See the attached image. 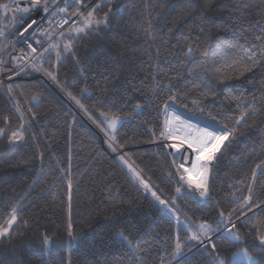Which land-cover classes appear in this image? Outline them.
<instances>
[{
	"label": "trees",
	"instance_id": "trees-1",
	"mask_svg": "<svg viewBox=\"0 0 264 264\" xmlns=\"http://www.w3.org/2000/svg\"><path fill=\"white\" fill-rule=\"evenodd\" d=\"M86 2L85 19L95 9L93 19L107 13V22L81 33L65 29L34 60L100 130L120 118L113 144L179 220L28 64L0 84V224L17 209L11 234L0 238V264H213L241 247L264 264V0ZM221 73L230 78L218 79ZM169 96L184 114L235 129L215 154L206 196L181 179L176 158L158 143ZM14 132L22 138L13 140ZM249 195L259 207L241 208ZM69 220L80 237L67 245ZM205 221L221 229L209 233L214 255L209 240L189 243ZM228 225L239 240L226 238ZM45 235L54 238L49 247ZM177 242L188 248L173 258Z\"/></svg>",
	"mask_w": 264,
	"mask_h": 264
},
{
	"label": "snow or ice",
	"instance_id": "snow-or-ice-1",
	"mask_svg": "<svg viewBox=\"0 0 264 264\" xmlns=\"http://www.w3.org/2000/svg\"><path fill=\"white\" fill-rule=\"evenodd\" d=\"M53 4L56 3V0H51ZM63 3L67 5L68 0H62ZM42 0H30V4L32 8H35L38 5H41ZM0 7H6V5H0ZM19 13H25L30 14L29 8H18L17 10ZM43 11L47 13L49 11L48 6V0H43ZM93 11L88 12V17L84 21V27H77L72 29V31H75L77 33L85 32L87 29L92 27V24L95 23L97 26H99L100 23H106L107 22V13H105L103 20H94L93 19ZM57 12H67V8H57V11H53L51 13L52 17H55L57 15ZM72 15H76V13H73ZM27 19V16H23L21 18V24L22 21ZM64 23H68L67 20L64 21ZM36 24V21L33 20L31 23L27 25L26 28H24V32H28L29 29L33 27V25ZM46 31V30H44ZM0 35H3V33H0ZM61 36L64 35L63 32L60 33ZM36 31H33L31 33V38L35 39ZM21 38L23 39V33H21ZM37 44H41L42 42L40 40H35ZM28 47L31 49V52L28 53L29 55H32V53L36 52V49L31 46V44L28 45ZM52 49H57V44H52L50 46ZM73 47V44L71 41L64 44L63 51L68 52ZM49 49H44L45 52H47ZM23 51V49H22ZM193 51L192 47H188V54H190ZM57 59H60V52L57 51L56 53ZM17 59L16 57H13V60ZM249 60H252V57H248ZM258 63V61H252L253 66ZM32 67L40 71V68H37L35 64L32 65ZM231 67V70L233 72L237 71L235 67V62L233 63ZM243 70L247 71L249 70L248 65H243ZM23 71V69H21ZM46 75L50 76L53 80H55V75L51 72H48L46 69L44 70ZM219 72V70H218ZM230 78L228 75H225L221 73L218 76V79L224 80ZM9 91H11L12 86H8ZM71 96V93H69ZM75 99V97H72ZM33 99H37L36 96H33ZM176 101L175 96H169L168 100L164 103V112H165V120L162 130L160 131L161 137H166L167 139H171L174 141H179V143H173L170 147L175 149L177 153H180L182 145H187L188 149H191L195 153V158L191 162V168H186L183 163L178 165V169H183L185 173H187V183L189 187L193 185V174H197L199 176V180L195 182V187L199 191L200 196H206L208 194V176H209V163L212 162L215 159V154L220 151L221 145L224 141L228 140L230 135H233L235 133V129H228L227 126H223V129L221 132L216 131H209L207 128H200L198 125H193L190 121L183 119L180 115L176 114L175 108L172 106ZM77 104H80L79 100H76ZM195 103V101H194ZM80 107L83 108L84 105L80 104ZM139 107V105H137ZM86 111V109H85ZM169 112L171 114L169 115ZM210 115V114H209ZM244 118V114L240 117V119ZM119 117H113L112 119L108 120V127L113 130V132L116 129L117 121L119 120ZM239 122V120L237 121ZM3 130H0L2 132ZM22 138V134L18 135L17 133L12 134L13 140H19ZM111 140L115 142L116 137L113 135L111 137ZM119 147H123V145H120ZM113 151H116V148H113ZM119 159L127 163V161L124 159L123 156H120ZM181 159L187 161L189 159L188 156L184 155L181 157ZM130 170L133 172V175L140 179V183L143 184L145 189L149 188V185L142 179L140 176V173L137 172L134 168L129 165ZM181 179H185V177H181ZM69 188H71V184L69 183ZM180 189H177V192H179ZM249 192L251 193V185H249ZM152 195L156 197V199L159 201L160 204L166 205V201L160 200L158 196H156V193L153 192ZM260 203L264 204V201H261ZM248 206L251 207H259V204H256L252 201V196L249 195L244 199V203L241 205V208ZM235 211V210H234ZM17 209L15 207L12 208L10 213V218L6 221V224H0V238H7L11 232V228L17 221ZM243 213H241L242 215ZM221 217H224V213H220ZM232 213H229V219L231 218ZM219 223V222H218ZM235 228V224H232V229ZM232 229L226 230V238L231 239L233 241H237L240 239V237L237 235L235 231ZM221 229L219 227L213 229L210 224L207 223V221L201 223L199 225V235L197 233H193L190 237L189 243L191 241H196L199 244H204V241L201 239L203 236L206 239H209L210 246L212 249V254H215L216 245L215 243H212L209 237V233L211 232H220ZM67 235L71 240H75L77 237L73 233V225L71 221L69 220V223L67 225ZM126 239V238H125ZM259 241L262 246H264V235L259 236ZM54 242V238L48 235H45L42 240V245L44 247H48L50 244ZM130 243V241H129ZM207 248V245H205ZM188 248L187 243H180L177 242L175 245V248L173 250V258L177 256H181L185 249ZM240 255V254H235ZM243 258H245L248 261V264H257L254 257L248 255L247 252H244ZM216 264H226V261L217 259Z\"/></svg>",
	"mask_w": 264,
	"mask_h": 264
},
{
	"label": "built area",
	"instance_id": "built-area-1",
	"mask_svg": "<svg viewBox=\"0 0 264 264\" xmlns=\"http://www.w3.org/2000/svg\"><path fill=\"white\" fill-rule=\"evenodd\" d=\"M48 6L49 11L45 13L43 11V0L41 5H38L35 8H32L30 0H16L9 8H7L9 20L15 26V30L9 37L8 46L10 51L8 50V52L4 54L2 63H0V83L5 82V79L3 78L4 71L9 73L10 68L19 71L24 69L28 64L34 61V59L40 54L41 50L50 45L61 32L68 28L73 29L78 27L86 17L85 12L87 11L89 4L86 0H68L67 5L63 3L62 0H56L55 4H53L51 0H48ZM18 8H29L30 14L19 13L17 11ZM57 8H67V12H57V15L52 17L51 13L57 11ZM73 13H76V15H72ZM23 16H27V19L23 20L21 24V18ZM33 20L36 21V24H34L28 32H24V28H26ZM65 20H67L68 23H64ZM33 31H36L35 39L31 38V33ZM21 33H23V39L21 38ZM35 40H40L42 43L37 44ZM29 44L36 49V52L32 53V55L28 54L31 52V49L28 47ZM4 50L0 52V55ZM6 57H8V60L7 66L5 67L4 61ZM13 57H16L17 59L13 60Z\"/></svg>",
	"mask_w": 264,
	"mask_h": 264
},
{
	"label": "rangeland",
	"instance_id": "rangeland-1",
	"mask_svg": "<svg viewBox=\"0 0 264 264\" xmlns=\"http://www.w3.org/2000/svg\"><path fill=\"white\" fill-rule=\"evenodd\" d=\"M14 1H16V0H12L11 1V3L7 6V7H5V8H3V12H4V15H6V18H5V24H4V26L3 27H5L4 29V31H3V35H0V46H1V49H0V52H2V50H4L5 48V50H4V52L0 55V63H2V60H3V58H4V54L6 53V52H8V50L10 51V49H9V46H8V44H9V37L13 34V32H14V30H15V26L10 22V20H9V17H8V14H7V8H9L13 3H14ZM85 25H82V24H80L79 25V27H81V28H83ZM7 60H8V57H6L5 58V61H4V65H5V67L7 66ZM31 65H29V67L30 68H32V69H34L33 67H32V65L33 64H35L36 66H37V68H40L41 69V67H40V65H39V63L37 62V61H32L31 63H30ZM11 65H12V67H13V64H12V62H11ZM21 71V70H20ZM19 70H15V69H12V68H10V72L8 73H6V71H4L5 73H3V78L5 79V82H3V83H0V84H3V85H7L15 76H16V73H18V72H20ZM34 72H36V77H38V78H40V79H42V80H44L51 88H53L61 97H62V99H64L69 105H70V107L72 108V110L74 111V113L77 115V116H79V117H81V118H83L86 122H88L90 125H91V127H93L96 131H97V133H98V135L100 136V138H101V140H102V143L104 144V146L105 147H107L108 149H109V151L111 152V154L113 155V157L116 159V160H118L119 162H120V164L129 172V174L131 175V177L135 180V182L142 188V190L145 192V193H147L148 195H150L155 201H156V203L164 210V212H167V213H169L170 215H172L175 219H176V221L178 222V220H179V216H178V214L175 212V209L171 206V204H168V203H166V205H164V204H160L159 203V201L156 199V197H154L153 195H152V193L153 192H155L154 190H153V188L151 187V185H150V183L144 178V177H142L141 176V174H140V176L142 177V179L149 185V188L148 189H145L144 188V186H143V184H141L140 183V179H138V178H136L134 175H133V172L130 170V168H129V165H131V167L132 168H134L137 172H139L133 165H132V163L125 157V155H124V153H123V151L122 150H119V149H117L116 147H115V145L113 144V141L111 140V137H112V135H113V130L112 129H110L109 127H108V122H107V127H106V132H103L102 130H100L97 126H95L92 122H90V120H88L84 115H83V113L81 112V110L75 105V103L74 102H72V100H70L67 96H65L63 93H61L57 88H56V86L54 85V83H53V81H52V79L51 78H49L46 74H44L43 72H42V70H40V71H37V70H35L34 69ZM15 73V74H14ZM13 74V75H12ZM5 83V84H4ZM173 106V105H172ZM176 110V114L177 113H179V112H182V111H180L179 109H177L175 106H173ZM182 113H184V112H182ZM171 114V112H169V115ZM188 117H190V118H192V120L191 119H187V118H183V119H185V120H188V121H190L193 125H198L200 128H207L209 131H211L210 130V128H209V125H212V126H214L213 124H211L209 121V123L208 122H206V121H204V120H201L202 118H195V117H193V116H191V115H187ZM164 120H165V112H164ZM107 121V120H106ZM204 122V123H203ZM208 123V124H207ZM118 124V123H117ZM117 124H116V126H117ZM201 124V125H200ZM214 127H216V126H214ZM218 128V127H217ZM220 129V128H219ZM221 130V129H220ZM222 131V130H221ZM18 135H20L19 134V132L17 133ZM158 143L159 144H161V145H163V146H165L171 153H172V155L176 158V162H177V166L179 165V164H181V163H183L184 164V166L186 167V168H191V162H192V160H194V158H195V153L191 150V149H188L187 148V145H182V147H181V151H180V153H177L176 152V150L175 149H173V148H171L170 146L173 144V143H179V141H174V140H171V139H167L166 137H161L160 136V138H159V140H158ZM222 146V145H221ZM113 148H116V151H113ZM184 155H186V156H188L189 157V159L187 160V161H185V160H183V159H181V157L182 156H184ZM120 156H123L124 157V159L127 161V163H125L124 161H122L121 159H119V157ZM213 163V161L212 162H210L209 163V169H210V166H211V164ZM180 171V173H181V175H182V177H185V179H182L186 184H188L187 183V173H185L184 171H183V169H180L179 170ZM140 173V172H139ZM209 174H210V172H209ZM208 179H209V176H208ZM199 180V176L197 175V174H193V185L191 186V187H193V188H195L196 189V187H195V182L196 181H198ZM197 190V189H196ZM198 191V190H197ZM199 192V191H198ZM156 193V192H155ZM156 196H158V194L156 193ZM160 200H162L161 198H159ZM164 201V200H163ZM231 227V225H228L225 229H223L222 231H225V230H227V229H229ZM194 229V230H193ZM192 231H194V233H197L198 235L200 234L199 233V227L198 228H192ZM76 237L78 238V237H80L79 235H76ZM209 237H211V235L209 234ZM201 239L204 241V244L206 243V242H208V240L209 239H206V238H204L203 236L201 237ZM55 242H57V243H60L61 241H56L55 240ZM69 242H70V238L69 239H67V240H65V243L67 244V245H69ZM51 245V244H50ZM49 245V246H50ZM200 245H202V244H200ZM48 246V247H49ZM244 252H247L248 253V255H250V256H252V257H254L255 258V260H256V257L254 256V255H252L251 253H249L244 247H241L240 249H238L236 252H234L232 255H231V257H230V259L229 260H226V259H221V260H224V261H226V264H248V261L245 259V258H243V253ZM235 254H240V255H235ZM212 259H213V264H216V260L218 259V258H213L212 257Z\"/></svg>",
	"mask_w": 264,
	"mask_h": 264
},
{
	"label": "bare ground",
	"instance_id": "bare-ground-1",
	"mask_svg": "<svg viewBox=\"0 0 264 264\" xmlns=\"http://www.w3.org/2000/svg\"><path fill=\"white\" fill-rule=\"evenodd\" d=\"M175 110H176V109H175ZM177 114L180 115L182 118H187L188 120H189V119L192 120V118L188 117L186 114H184V113H182V112H179V113H177ZM203 123H204V122H203ZM207 124H208V123H207ZM200 125H201V124H200ZM209 128H210L211 131L221 132V130H220L219 128L214 127V126H212V125H209Z\"/></svg>",
	"mask_w": 264,
	"mask_h": 264
},
{
	"label": "water",
	"instance_id": "water-1",
	"mask_svg": "<svg viewBox=\"0 0 264 264\" xmlns=\"http://www.w3.org/2000/svg\"><path fill=\"white\" fill-rule=\"evenodd\" d=\"M196 118V117H195ZM201 120H204V119H201ZM204 121H206V122H208L207 120H204ZM209 123V122H208ZM212 124V123H211ZM214 126H216V127H218V128H220L221 130L223 129L222 127H220V126H217V125H215V124H213Z\"/></svg>",
	"mask_w": 264,
	"mask_h": 264
},
{
	"label": "flooded vegetation",
	"instance_id": "flooded-vegetation-1",
	"mask_svg": "<svg viewBox=\"0 0 264 264\" xmlns=\"http://www.w3.org/2000/svg\"><path fill=\"white\" fill-rule=\"evenodd\" d=\"M197 119V118H196Z\"/></svg>",
	"mask_w": 264,
	"mask_h": 264
}]
</instances>
